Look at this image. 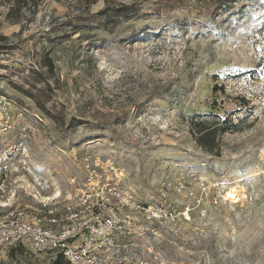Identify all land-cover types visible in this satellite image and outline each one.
I'll return each instance as SVG.
<instances>
[{
    "label": "rangeland",
    "instance_id": "rangeland-1",
    "mask_svg": "<svg viewBox=\"0 0 264 264\" xmlns=\"http://www.w3.org/2000/svg\"><path fill=\"white\" fill-rule=\"evenodd\" d=\"M109 1L0 0L13 47L0 52V93L29 110L19 127L39 181L14 176L16 203L41 209L73 177L80 187L106 173L128 202L120 215L138 217L117 223L131 230L116 237L122 264H264V0ZM132 3L139 14L113 26L100 14ZM46 55L55 73L38 97L48 112L22 90L34 70L47 75ZM230 75L251 77L246 110L214 88ZM208 113L241 122L219 136V152L192 133V116ZM56 257L22 246L0 264Z\"/></svg>",
    "mask_w": 264,
    "mask_h": 264
},
{
    "label": "built area",
    "instance_id": "built-area-1",
    "mask_svg": "<svg viewBox=\"0 0 264 264\" xmlns=\"http://www.w3.org/2000/svg\"><path fill=\"white\" fill-rule=\"evenodd\" d=\"M250 78V75H230L222 81L221 89L236 97L242 110L252 105L250 93L244 88ZM28 112L12 96L0 93V262L7 250L24 246L38 253L56 256L61 253L69 264H122L123 258L127 257L122 258V245L116 237L131 235V230L121 233L117 223L124 217L132 220H138V217L120 215L119 210L128 202L119 197L122 192L113 186V175L105 173L103 184L90 180L80 187L73 177L65 188H55L52 196H42L41 209L16 203L13 190L16 176L29 174L33 181L39 182L31 168L26 166L27 125L19 127L20 121H26ZM16 128L19 137L10 143L8 137ZM24 182L22 188H29L33 183L25 185ZM137 208L151 210L140 204ZM154 216L147 217L153 219Z\"/></svg>",
    "mask_w": 264,
    "mask_h": 264
},
{
    "label": "trees",
    "instance_id": "trees-1",
    "mask_svg": "<svg viewBox=\"0 0 264 264\" xmlns=\"http://www.w3.org/2000/svg\"><path fill=\"white\" fill-rule=\"evenodd\" d=\"M107 2H110L107 0ZM226 5V2L224 3ZM140 12V6L136 3L132 4H120V5H112L104 8L100 14L105 15V21L110 25H115L118 23L121 18H130L132 16H137ZM5 36L0 35V52L9 50L12 45L2 42L5 40ZM42 66L47 68V75L45 72L40 69L34 70L33 75L36 76V83L31 81L32 83L29 88L25 89L22 87L23 92H25L28 96L34 98L36 100L37 105L45 112L49 110L46 107V103L38 97L40 92H44L47 86H49L48 82V74H54L55 65L52 57L46 55L43 58ZM41 83V87H37V84ZM215 90L218 91L222 87L220 85L214 86ZM36 90V91H34ZM203 118V119H202ZM211 119V120H210ZM191 129L194 135L195 141L206 151L209 152H219L220 144H219V136L225 132L230 130H236L240 126V120L235 122L230 115L226 117H222L218 113H208L203 115H193L191 118ZM243 120V119H242ZM22 249V246H17L11 249V252L14 253L16 250ZM52 264H69L68 261L64 258V256L59 253L56 259L53 260Z\"/></svg>",
    "mask_w": 264,
    "mask_h": 264
},
{
    "label": "crops",
    "instance_id": "crops-1",
    "mask_svg": "<svg viewBox=\"0 0 264 264\" xmlns=\"http://www.w3.org/2000/svg\"><path fill=\"white\" fill-rule=\"evenodd\" d=\"M41 176H43V174H42V169H41Z\"/></svg>",
    "mask_w": 264,
    "mask_h": 264
},
{
    "label": "bare ground",
    "instance_id": "bare-ground-1",
    "mask_svg": "<svg viewBox=\"0 0 264 264\" xmlns=\"http://www.w3.org/2000/svg\"><path fill=\"white\" fill-rule=\"evenodd\" d=\"M233 196H237V195H233Z\"/></svg>",
    "mask_w": 264,
    "mask_h": 264
}]
</instances>
